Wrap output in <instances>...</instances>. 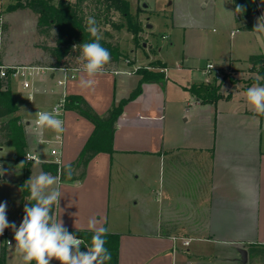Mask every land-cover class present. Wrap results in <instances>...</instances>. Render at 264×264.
Here are the masks:
<instances>
[{
  "label": "crops",
  "instance_id": "crops-1",
  "mask_svg": "<svg viewBox=\"0 0 264 264\" xmlns=\"http://www.w3.org/2000/svg\"><path fill=\"white\" fill-rule=\"evenodd\" d=\"M138 68L102 71L91 77L89 88L80 85L83 70L51 69L42 77V90L15 94L11 88L27 152L41 159L27 164L28 180L34 167L38 175L41 164L54 159L53 148L59 149L61 164L73 162L94 129L65 110L62 132L39 129L36 112L50 111L66 95H80L102 115L137 87ZM175 84L168 89L166 83H143L142 93L118 118L114 153L93 158L81 181L52 186L62 191L53 219L67 229L90 230L88 220L94 217L108 232L120 234L118 264H207L213 258L235 264L237 247L264 245V115L248 104L231 106L230 96L205 103L190 90L197 83ZM57 133L63 136L61 146L53 141ZM16 158L15 147L0 146V164L7 169L0 182L12 192L1 186L0 203L9 199L8 221L19 227L26 173ZM132 218L139 224L134 230ZM2 246L5 264H26L0 238Z\"/></svg>",
  "mask_w": 264,
  "mask_h": 264
},
{
  "label": "rangeland",
  "instance_id": "rangeland-1",
  "mask_svg": "<svg viewBox=\"0 0 264 264\" xmlns=\"http://www.w3.org/2000/svg\"><path fill=\"white\" fill-rule=\"evenodd\" d=\"M232 1L128 0L132 18L139 22L142 29L138 39L122 26L124 20L118 13L107 12L105 7L98 6L96 11L100 15L97 21L99 37L118 47L123 54L118 64L105 65L104 69L114 70L120 66L128 68L129 64L134 63L136 67L163 72L166 67L160 65L166 66L163 63L165 62L168 65L166 78L160 83H166L168 89L178 87L175 83H210L214 87L222 83L220 92L224 97L230 96L231 106L248 104L252 108L246 99V84L256 77V73L248 59L251 55L264 54V19L257 10L252 18L254 29H241L234 19ZM14 4L13 0H0V65H14L19 68L17 75H10L11 88L15 94H25L34 88L42 90V77L51 73V69L45 68L44 74H40V71L36 73L35 70L34 74L24 77L20 75L29 72L24 69L27 68L25 66L37 65L47 59L39 45H56V32L52 31L48 38L40 36L36 29L38 16L27 8L10 9ZM95 4L96 0H87L84 3L87 18L94 13ZM260 5L264 13V0H260ZM148 24L152 28H148ZM258 25L260 27L257 29ZM209 63L215 67L214 70L206 69ZM24 82L28 83V88L23 87ZM201 88L204 90V87ZM34 168L32 177L37 176V167ZM4 183L0 182V188L3 186L11 192V185ZM3 202H7L8 219L9 199L5 198ZM134 211L139 212V209L132 208V213ZM134 226L139 224L132 218L129 227L134 230ZM10 241L14 248L15 240ZM216 263L230 264L214 258L207 264ZM247 264L264 262L259 258L249 257Z\"/></svg>",
  "mask_w": 264,
  "mask_h": 264
},
{
  "label": "trees",
  "instance_id": "trees-1",
  "mask_svg": "<svg viewBox=\"0 0 264 264\" xmlns=\"http://www.w3.org/2000/svg\"><path fill=\"white\" fill-rule=\"evenodd\" d=\"M15 4L10 9H29L38 16L37 32L41 36L48 38L51 36L52 31L56 32V45L48 46L46 44H40L39 48L42 49L47 59L39 62L40 65H30L47 69H65L70 71L83 70V66L78 60L80 56V48L74 49V46H79L82 43L92 42L95 38L87 31L88 18H94L96 26L99 28L100 15L97 14L96 8L98 6L105 7L107 12H116L124 20L122 26H125L137 39L141 32L139 22L133 20L130 11V5L128 0H96V4L93 8L94 13L90 17H86L83 5L87 0H13ZM93 1V0H92ZM234 19L237 25L241 29L252 31L254 29L253 16L257 12V8L252 0H233ZM240 5L244 11L240 14L235 13L236 6ZM245 23V24H243ZM121 26V25H120ZM121 28V27H119ZM117 28V29H119ZM100 44L106 48L110 54L111 59L108 64H118L120 59L123 58L118 47L109 43L105 39L100 37ZM129 60V59H128ZM252 69H255L256 77L248 81L246 87H250L253 84L259 83L264 86V79L257 81V76L264 77V54L251 55L248 59ZM106 64V65H108ZM134 64V63H133ZM129 64V65H133ZM161 67H166L162 66ZM159 67V68H161ZM115 70V69H114ZM102 71H107L103 69ZM141 79L135 89L129 94L127 98L121 99L119 102H115L104 113L98 114L92 106L80 95H66L63 98L62 106L65 111H74L83 118H86L94 126L93 132L88 141L80 151L77 158L68 164H57L53 162H44L41 164L42 172L50 173L52 176L59 177L61 182H79L81 181L88 171V165L90 161L98 154L114 153L113 149V137L116 132V125L118 118L122 114L125 106L134 101L141 93L143 83L146 82H162L165 79L163 72L148 70L145 67L138 68L136 71ZM225 80V79H224ZM222 83L217 86H212L210 83H197L190 88L193 95L201 98L205 103L216 102L223 98L220 92ZM204 90H201L202 88ZM14 98L11 94V82L10 79H0V119L8 117L9 120L0 123V146H13L17 150V162H23L25 170V178L21 183V186L25 190L23 192V213L24 206L29 202L30 192L27 190L29 176V170L27 164L32 162H26L25 154L27 149V142L25 132L21 124V119L18 116H11L17 114V107L14 104ZM35 203V201H30ZM55 204L51 214L54 216ZM70 233L80 236L84 240V245L81 246V251H86L85 245L91 244V237L93 232L91 230H73L68 229ZM121 235L118 233L108 232L106 236L107 243L105 247L111 253V260L106 264H118L119 259V243ZM248 255L251 258H259L261 262H264V245L248 244L245 245ZM6 248L2 246L0 248V264L6 262ZM34 264V261L31 262Z\"/></svg>",
  "mask_w": 264,
  "mask_h": 264
},
{
  "label": "clouds",
  "instance_id": "clouds-1",
  "mask_svg": "<svg viewBox=\"0 0 264 264\" xmlns=\"http://www.w3.org/2000/svg\"><path fill=\"white\" fill-rule=\"evenodd\" d=\"M243 11L242 6H236L235 13L240 14ZM87 24V31L95 39L74 46V49L80 48L78 60L83 65L84 76L80 80L83 88L93 86L94 80L91 77L101 73L111 59L110 52L99 42V29L95 19L88 18ZM259 27L258 25L256 28ZM261 79L264 77L257 76V81ZM245 95L255 113L264 115V86L256 83L247 89ZM60 108L61 105H57L52 112H36V126L39 129L48 128L62 132L63 121L57 118ZM6 172L7 169L0 164V176L5 175ZM26 183L30 188V196L29 202L24 206V216L19 227L15 222L10 223L7 219V202L0 203V235H3L8 228L14 232V249L26 264H31L32 261H35V264H51L53 260L58 261L59 264H106L111 260V253L105 247L108 229L100 226V221L94 217L89 218L88 228L93 232L91 244L84 246L86 251H81L84 240L70 233L59 218L53 219L51 214L53 205L59 204L62 196L59 187H52L58 185L59 177L41 172L35 177H30ZM33 200L35 203L30 202ZM7 242L8 246L13 248L12 242Z\"/></svg>",
  "mask_w": 264,
  "mask_h": 264
},
{
  "label": "built area",
  "instance_id": "built-area-1",
  "mask_svg": "<svg viewBox=\"0 0 264 264\" xmlns=\"http://www.w3.org/2000/svg\"><path fill=\"white\" fill-rule=\"evenodd\" d=\"M253 1V3L255 4V6L257 7V10L261 13V15H262V17H263V19H264V13H263V11H262V8H261V5H260V0H252ZM232 35H234V33H232ZM25 67H27V68H24V69H27L29 72H27V73H20V75L22 76V77H24V76H26L27 74L28 75H31V74H34L33 72L35 71V70H37L36 71V73H38V71L40 70V69H45V68H40V67H36V66H25ZM18 67L17 66H14V65H0V78H5V80L6 79H10V75L12 76V75H17L18 74ZM206 69L208 70V71H211V70H214L215 69V67L211 64V63H209L208 65H206ZM63 70H65V69H63ZM166 71H167V69H164L163 70V72H165V74H166ZM35 73V74H36ZM70 77L71 78H74V75H70ZM58 84H62V82L61 81H59L58 82ZM28 83L27 82H24L23 83V87L24 88H28ZM58 105H61V108H60V111H59V114H58V116H57V118H59V119H61L62 120V115H63V112H64V109H63V106H62V102L60 103V104H58ZM56 106H57V104H56ZM56 106H54L49 112H52L53 111V109L56 107ZM40 112V111H39ZM55 114V113H54ZM58 146H61L62 145V143H63V136H62V133H57L56 135H55V137H54V140H53ZM50 153H51V155H52V157H54V159L53 160H51L50 162H53V163H57V164H60L61 165V163H60V161H59V159H58V157H59V154L58 153H60L59 152V149H55V148H53V149H51L50 150ZM25 160H26V162H40L41 161V159H40V157L38 156V154H36V153H30V152H27L26 154H25ZM0 238L1 239H3L4 241H5V246H8V242L7 241H10L8 238H9V230L8 229H5V231H4V233H3V235H0ZM185 243V245H188V244H190L188 241H185L184 242Z\"/></svg>",
  "mask_w": 264,
  "mask_h": 264
},
{
  "label": "water",
  "instance_id": "water-1",
  "mask_svg": "<svg viewBox=\"0 0 264 264\" xmlns=\"http://www.w3.org/2000/svg\"><path fill=\"white\" fill-rule=\"evenodd\" d=\"M145 7H146V5L144 4V8ZM147 27L152 28V25L148 24ZM236 250L239 254V257L237 259H235V262H238L237 264H247L248 259H249L247 249L245 247H237Z\"/></svg>",
  "mask_w": 264,
  "mask_h": 264
}]
</instances>
